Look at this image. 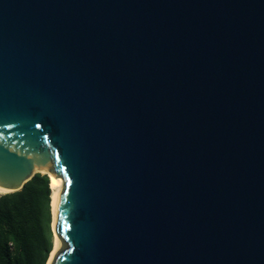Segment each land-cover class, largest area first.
Here are the masks:
<instances>
[{"label": "water", "instance_id": "obj_1", "mask_svg": "<svg viewBox=\"0 0 264 264\" xmlns=\"http://www.w3.org/2000/svg\"><path fill=\"white\" fill-rule=\"evenodd\" d=\"M36 173L49 264H264V0H0V192Z\"/></svg>", "mask_w": 264, "mask_h": 264}, {"label": "trees", "instance_id": "obj_2", "mask_svg": "<svg viewBox=\"0 0 264 264\" xmlns=\"http://www.w3.org/2000/svg\"><path fill=\"white\" fill-rule=\"evenodd\" d=\"M47 174L0 195V264H45L53 245Z\"/></svg>", "mask_w": 264, "mask_h": 264}, {"label": "bare ground", "instance_id": "obj_3", "mask_svg": "<svg viewBox=\"0 0 264 264\" xmlns=\"http://www.w3.org/2000/svg\"><path fill=\"white\" fill-rule=\"evenodd\" d=\"M50 182H49V186L51 189V195H50V207H51V216H52V220H51V228L53 227V196L57 195L61 185H62V181L60 178H56L54 179L53 177L49 176ZM7 193V192H4ZM1 193L0 194H4ZM57 250V240L55 238V235L53 234V245H52V249L49 253L48 259L46 261L45 264H49L53 254L55 253V251Z\"/></svg>", "mask_w": 264, "mask_h": 264}, {"label": "rangeland", "instance_id": "obj_4", "mask_svg": "<svg viewBox=\"0 0 264 264\" xmlns=\"http://www.w3.org/2000/svg\"><path fill=\"white\" fill-rule=\"evenodd\" d=\"M1 195V194H0Z\"/></svg>", "mask_w": 264, "mask_h": 264}]
</instances>
